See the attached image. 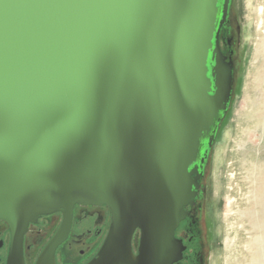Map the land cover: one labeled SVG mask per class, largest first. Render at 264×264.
<instances>
[{"label":"water","instance_id":"1","mask_svg":"<svg viewBox=\"0 0 264 264\" xmlns=\"http://www.w3.org/2000/svg\"><path fill=\"white\" fill-rule=\"evenodd\" d=\"M230 5L0 0V221L13 233L9 264H24L30 224L62 212L36 263L56 264L76 205L112 213L88 264L180 259L175 230L232 98L233 68L219 45Z\"/></svg>","mask_w":264,"mask_h":264},{"label":"flooded vegetation","instance_id":"2","mask_svg":"<svg viewBox=\"0 0 264 264\" xmlns=\"http://www.w3.org/2000/svg\"><path fill=\"white\" fill-rule=\"evenodd\" d=\"M232 1L228 16L219 35V45L225 59L230 64L233 74V91L229 105L231 107L237 80L238 62V37L239 30L233 14ZM212 67L213 64L210 63ZM228 113V112H227ZM227 114L219 124L220 126ZM215 139V141H216ZM215 144V142H214ZM213 147V146H212ZM212 147L208 149L200 174L193 176L197 179L195 197L185 207V218L175 230L174 238L181 248L180 259L173 264H212L211 241L212 222L207 210V180L208 166L211 158ZM206 151V143L203 151ZM64 216L62 212L49 216H42L35 224H30L23 237L24 264H36L38 258L58 232ZM112 224V213L107 206L76 205L73 209L72 225L68 238L55 252L56 264H72L75 255V264H88L103 246ZM140 231H136L132 239V249L135 256L138 255ZM13 233L9 225L0 221V264H9Z\"/></svg>","mask_w":264,"mask_h":264},{"label":"rangeland","instance_id":"3","mask_svg":"<svg viewBox=\"0 0 264 264\" xmlns=\"http://www.w3.org/2000/svg\"><path fill=\"white\" fill-rule=\"evenodd\" d=\"M232 8L239 30L237 80L231 107L220 126L208 166L207 210L212 222V264H230L231 244L237 243L239 248L243 245L238 240L242 226L237 215L244 209L248 191L241 184L246 174L235 152L242 147H263L259 128L250 126L242 132L240 127L250 100L259 92L257 70L261 60L257 50L264 37V0H233ZM77 259L75 255L72 264Z\"/></svg>","mask_w":264,"mask_h":264},{"label":"bare ground","instance_id":"4","mask_svg":"<svg viewBox=\"0 0 264 264\" xmlns=\"http://www.w3.org/2000/svg\"><path fill=\"white\" fill-rule=\"evenodd\" d=\"M261 67L259 73L258 95L250 100L249 107L242 117L241 131L255 126L261 133L263 147L260 149L241 148L236 150V160L245 172L241 184L247 187L248 196L244 209L237 220L241 224L238 240L243 245L231 244L230 264H264V37L257 50Z\"/></svg>","mask_w":264,"mask_h":264}]
</instances>
